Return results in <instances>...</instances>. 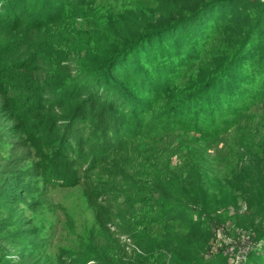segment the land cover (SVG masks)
<instances>
[{"label":"trees","instance_id":"obj_1","mask_svg":"<svg viewBox=\"0 0 264 264\" xmlns=\"http://www.w3.org/2000/svg\"><path fill=\"white\" fill-rule=\"evenodd\" d=\"M100 1L0 0V40H5L4 45H0V100L4 98L9 102L6 105L10 117L7 126L16 120L23 121L22 128H17L15 134H21L34 117L32 109L39 107L47 113L44 119H58L55 126L43 121L45 129L40 131L41 134L55 135V127L64 125L66 147L60 153L68 161L78 160L80 150L74 134L80 133L82 137V130L87 134L91 128L88 126L101 134L100 147L118 149L120 134L128 131L138 135L146 130L147 126L142 122L146 112L167 95L169 99L175 96L173 92L179 88V77L199 59L205 41L214 33L233 34L230 56L216 57L213 73L200 76L193 88L179 90L182 95L172 100L175 104L161 124L166 125L165 129L175 126L216 138L240 124L236 116L241 110L264 101V68H260L264 65V28L260 29L264 25V7L261 3L250 5L248 0H156L158 8L151 16L138 11L124 22L113 19L102 25L97 18L84 15L85 8ZM240 8L242 12L250 8L259 12L255 17L256 26L252 24L253 19L249 20L243 14L237 18L236 10ZM79 19L87 25L88 37L83 38L82 45L75 43L81 31L73 27ZM235 22L239 24L236 26ZM254 40L259 41V49L252 50H258L263 64L253 61V56L245 55V48ZM81 48H84L82 53L86 57L80 56ZM253 63L257 66L254 67ZM16 83L18 88L14 86ZM51 90L61 94L59 99ZM91 102L97 107H106L107 119L102 121L106 126L101 127L95 112L82 110L92 107ZM110 130L112 133L108 134ZM26 132L24 134L31 143L43 140L40 137L35 140L30 131ZM253 132L259 131L255 129ZM115 135L118 140L113 141ZM238 147L242 153L235 156V167L224 174L218 173L214 181L210 179L216 170L202 166L203 155L199 152H192L189 160L177 169L152 158L145 169L152 182L149 190L158 223L167 226L183 223L194 239L212 235L209 230L211 214L225 206L210 201L214 190L219 187L217 181L222 187L232 185L237 188L247 198L251 211H264V156L261 151L256 154L248 140L239 143ZM43 149L46 150V146L36 145L42 157L45 156ZM244 151L248 153L244 155ZM100 157L93 159L102 163ZM90 163L88 160L87 164ZM49 169L44 170L42 177L50 182L51 187L61 189L64 181L56 182L59 175H51ZM227 175L229 179L225 177ZM24 200L28 204L25 195ZM110 201L111 198L106 199L111 206ZM112 210L121 212L115 208ZM117 234L113 250L117 264H150L159 256L166 259L160 264H205L201 258L181 251L170 240H152L131 221H125ZM256 237L258 242L263 241L264 231H259ZM9 251L14 254L13 249ZM250 259L264 264V253H251ZM218 260L209 264H225ZM34 261L33 256L24 254L20 258L10 256L9 264H31Z\"/></svg>","mask_w":264,"mask_h":264},{"label":"rangeland","instance_id":"obj_2","mask_svg":"<svg viewBox=\"0 0 264 264\" xmlns=\"http://www.w3.org/2000/svg\"><path fill=\"white\" fill-rule=\"evenodd\" d=\"M248 1L250 5L259 2L264 7V0ZM157 8L156 0H101L96 5L85 8L84 15L97 18L102 25H106L113 19L124 22L138 11L151 16ZM240 14L249 20L253 19V26L257 25L255 17L259 12L255 8H250L246 12H242L241 8L237 9V18ZM29 21L32 22L31 19ZM84 23L79 19L73 24V27L81 31L80 38L75 42L80 45L83 38L88 37L87 25ZM260 23L258 22V25ZM238 24L235 22L236 26ZM263 28L264 25L260 29ZM233 37L230 32L214 33L208 37L199 59L179 77V88L173 95L177 97L182 95L179 90L193 88L198 84L200 76L213 73L216 57L230 56ZM3 41L5 40H0V45H4ZM258 43L259 41L254 40L244 52L250 58L253 56L255 59L253 61L263 64L258 50H252L259 49ZM83 49L79 50L80 56L86 57V54L82 53L85 52ZM253 65L257 66L254 63ZM260 68H264V65ZM14 86L18 88L19 85L16 83ZM60 95L58 92L55 93L56 99H59ZM144 95L142 96L145 97ZM175 96L169 99L167 95L146 112L142 117L144 126H147L146 130L138 135L136 132L128 131L120 134L121 149L118 147L107 150L104 146L100 147L98 143L101 134L99 135L92 126H88L91 128L87 134L84 129L82 130L84 132L82 137L80 133L77 136L74 134L80 150L76 161L74 159L68 161L60 153L65 146L64 125L55 127V135L40 133L45 129V126H42L43 121L46 120V124L55 126L58 119L53 120V117L44 119L43 116L47 113L39 107L33 108L34 117L29 120L27 127L21 130V134L17 135L15 130L22 128L23 121L16 120L10 127L7 126V119L10 117L6 105L9 102L2 98L0 264H9L10 256L20 258L24 254L33 256L35 261L31 264H117L113 251L114 238L125 221L134 223L136 229L145 232L154 241L170 240L181 251L201 258L205 264L218 259L223 260L225 264H259L256 260H251L250 255L264 253V240L258 242L256 237L259 231H264V211L258 209L251 211L247 198L237 188L232 185L222 187L217 181L219 187L214 190L210 201L225 206L211 214L209 230L212 231V235L206 234L194 239L189 236L183 223H174V226L158 223L149 190L152 182L145 166L155 157L159 159L160 164L167 162L171 169L181 168L195 151L203 155V167H213L216 170L210 179L214 181L215 175L224 174L235 167V156L242 153L238 147L239 143L247 140L252 142L254 148L252 150L256 154L261 151L264 156V101H257L241 110L242 112L236 116L240 124L231 127L226 135L208 138L192 129L182 130L175 126L167 128L170 131L166 132V125L161 122L168 110L174 106L172 100ZM20 97L23 99V96ZM94 103L91 102L92 107L82 110L95 112L96 119L102 123L105 121L103 119H107L106 107L102 105L97 107ZM49 119L52 121L49 122ZM127 123L129 124V120ZM102 126L106 124L102 123ZM255 129L259 132H253ZM26 131H30L35 140L39 137L43 140L31 143L30 138L27 139L24 134ZM110 131L108 134L112 133ZM116 138L115 135L113 141L118 140ZM36 145L46 146V150L43 149L45 156L38 154ZM246 153L248 151H244V155ZM99 156L103 158L102 163L93 159ZM88 160H91L90 164H87ZM41 166L45 168L42 169ZM47 167L50 168L48 172L51 175H59L56 182L64 181L61 189H55V186L52 188L50 182L42 177ZM24 195L28 199V204L24 200ZM107 198H111V206L106 203ZM123 205L125 210L122 209ZM112 208L121 212L114 213ZM9 249H13L14 254ZM165 260L159 256L158 260H151L150 264H160Z\"/></svg>","mask_w":264,"mask_h":264}]
</instances>
